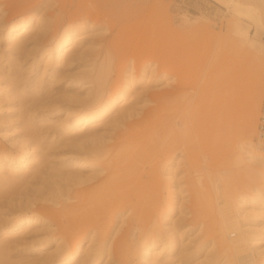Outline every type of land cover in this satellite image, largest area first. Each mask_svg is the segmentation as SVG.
Returning a JSON list of instances; mask_svg holds the SVG:
<instances>
[{"label": "rangeland", "instance_id": "obj_1", "mask_svg": "<svg viewBox=\"0 0 264 264\" xmlns=\"http://www.w3.org/2000/svg\"><path fill=\"white\" fill-rule=\"evenodd\" d=\"M256 1L0 0V264H63L73 249L67 264H264ZM22 20L19 42L3 34ZM74 34L81 49L56 58ZM102 181L118 187L89 196L103 205L85 231L77 199Z\"/></svg>", "mask_w": 264, "mask_h": 264}, {"label": "bare ground", "instance_id": "obj_2", "mask_svg": "<svg viewBox=\"0 0 264 264\" xmlns=\"http://www.w3.org/2000/svg\"><path fill=\"white\" fill-rule=\"evenodd\" d=\"M214 1H216L218 4H221L222 6H225V7H229L230 5H232V7H234V8H239L241 5H245L246 6V4H247V1L246 0H235V1H233V0H230V1H225V0H214ZM256 3H258L259 4V8H260V21H261V29L264 31V0H258V2L256 1ZM242 7L241 8H239L238 9V12H236V13H239V12H241L242 10ZM258 12V11H257ZM32 23H34V22H32ZM80 23V22H79ZM19 24H20V26L18 27V28H16V29H14V27H11V26H8V27H6V28H4L3 29V34L4 35H8L10 32L11 33H14V35H15V37H14V41L15 42H19V36L23 33L24 34V32H25V30H23L24 29V27H25V25L27 24V22L26 21H24V20H22V21H20L19 22ZM35 26H34V28L35 27H39L40 26V24H42L41 23V21L39 22V19H35ZM36 29H38V28H35V30ZM23 31V32H22ZM73 32L74 31H76V29H73L72 30ZM71 36H69V38H66V39H63V41H61L59 44H58V46H56V48H55V51H54V53H55V57L57 58V57H60L61 59H65V58H67L68 56H69V54L71 53V52H73V51H76V50H79V49H81V47H77L78 45H79V43L83 40L81 37H77L75 34L70 38ZM67 40H69V44H71V47H69L68 48V46L66 45V41ZM18 44V43H17ZM68 44V43H67ZM251 58V57H250ZM256 58H258V57H256ZM251 60V59H250ZM261 61L263 62L264 61V57L261 59ZM253 61H251V63H252ZM255 62H256V59H255ZM180 74H182V72L180 71V67L178 66V65H175L173 68H172V70H171V73H170V76H169V78L170 79H172V80H177V79H179L180 78ZM237 81H238V78H235V81L234 82H232V84H231V86L232 87H234L235 85H236V83H237ZM257 91V84H255V87L254 88H252V90H251V92H252V94H253V92H256ZM260 101H259V97H257V100H254V99H252V101L249 103L250 104V107H248V109L245 111V116H244V118L245 119H247V120H245V122H249V127H253V125H254V122H253V120H252V118H251V113L253 112V109H254V107L256 106V105H258V103H259ZM261 102H262V97H261ZM112 105H113V103H110L109 105H107V106H105V107H103L99 112H97V111H92L91 109L90 110H88V111H86V112H84V115H77V116H74L73 117V119L71 120V121H69L68 122V126H72V127H79V126H81V125H83V124H85L86 122H88L89 120H91V119H98L100 116H102V114H103V112L104 111H107V110H109L111 107H112ZM260 105H261V103H260ZM230 107V106H229ZM89 123H87V125H88ZM257 125H258V117H257ZM257 125H256V128H257ZM92 132V130H88V134L89 133H91ZM86 133V134H87ZM85 134V135H86ZM81 136L80 135H78V138H80ZM254 137H256V136H253V139H254ZM256 139V138H255ZM93 154H95V153H93ZM93 154L92 153H88V156H90V158H93ZM107 154H108V152H107ZM96 155V154H95ZM117 155L119 156V154L117 153ZM108 156V155H107ZM111 156H114V154H112ZM95 157V156H94ZM97 157V156H96ZM100 158H101V156H100ZM88 159H89V157H88ZM72 162L73 163H75L76 161H73L72 160ZM89 161L88 160H83L81 163H80V165H82V164H84V163H88ZM112 162H114V161H112ZM111 162V163H112ZM78 164V163H77ZM262 164L264 165V162H262ZM91 165V164H90ZM108 167V166H107ZM106 167V168H107ZM123 178V177H122ZM103 183H101V186H97V187H95V188H93L92 190H87L88 192H87V194L85 193V197H79L77 200L80 202V200L82 201V202H80L81 204L80 205H78L77 206V208H82V210H83V213H84V221H85V224H86V227H85V231H87L88 230V227H90L91 225H92V227L93 228H98L99 226H97V225H95V223H94V219H95V217L97 216V214L99 213H97V211H98V209H99V206H102L101 204L98 206V205H96L95 203L93 204V201H92V204H90V202H91V199H90V197L91 196H95V195H97V198L98 199H100V202L102 203L103 202V198H102V200H101V197L99 198V196L102 194L103 196L102 197H107L108 198V200L110 199V197H111V195H113V193L115 192V190H114V188H116V187H118V185H117V182L115 183L116 184V187H115V184L114 183H112V182H114V181H112L110 184H109V182H107L106 181V183H104V181H102ZM106 185H108V187L106 186ZM109 189V191L107 190V189ZM108 192H107V191ZM92 194H94V195H92ZM91 195V196H90ZM90 196V197H89ZM134 196H136V194H134ZM137 197V196H136ZM94 198L96 199V196L95 197H93L92 199L94 200ZM106 198V199H107ZM120 197L118 196V197H116V199L118 200ZM112 200V198L110 199V201ZM123 200V199H122ZM260 200V199H259ZM263 202V201H262ZM99 203V202H98ZM104 203H105V201H104ZM90 204V206H88ZM87 205V207L85 208V206ZM240 206H242L243 205V201H241L240 202V204H239ZM84 208V209H83ZM241 208H243V207H241ZM36 219V217L35 216H33V215H30V214H26V215H24L23 217H22V223H28V222H32V221H34ZM241 227L244 229H247L249 226L247 225H245V224H241ZM250 229V228H249ZM230 233V232H229ZM228 233V234H229ZM240 239V238H239ZM245 239V238H244ZM252 240V242H253V239H251ZM241 241H242V239H241ZM241 241H239V242H241ZM244 241V240H243ZM247 241V240H246ZM79 242H80V240L77 242L78 244H79ZM232 241H230V243H231ZM234 242V241H233ZM249 242H251L250 240H249ZM255 242H257L258 243V240L256 241L255 240ZM255 242H254V244H255ZM230 243H228V244H230ZM260 243V242H259ZM234 244V243H233ZM260 245V244H259ZM230 247L233 249V247L230 245ZM237 247V246H236ZM262 247V246H261ZM228 248V247H227ZM254 251H256V253H261L260 251H261V249H260V246H258V245H256V246H254ZM234 250V249H233ZM239 250H240V248H239ZM236 251V250H235ZM75 252H76V249H73L72 251H70V252H68V253H66L65 255H64V258H63V260H62V263L63 264H67L72 258H73V256L75 255ZM234 252V251H233ZM263 252V251H262ZM249 255V256H248ZM244 256H248V257H250L251 256V254H246V255H244ZM244 256H240L238 259H241V258H243ZM251 257H250V260H243L242 262H241V264H250L251 262ZM256 264H262V263H256Z\"/></svg>", "mask_w": 264, "mask_h": 264}, {"label": "built area", "instance_id": "obj_3", "mask_svg": "<svg viewBox=\"0 0 264 264\" xmlns=\"http://www.w3.org/2000/svg\"><path fill=\"white\" fill-rule=\"evenodd\" d=\"M257 138L261 148L264 150V91L262 96L261 107L258 114Z\"/></svg>", "mask_w": 264, "mask_h": 264}, {"label": "crops", "instance_id": "obj_4", "mask_svg": "<svg viewBox=\"0 0 264 264\" xmlns=\"http://www.w3.org/2000/svg\"><path fill=\"white\" fill-rule=\"evenodd\" d=\"M214 1V0H213ZM216 2V1H215Z\"/></svg>", "mask_w": 264, "mask_h": 264}]
</instances>
